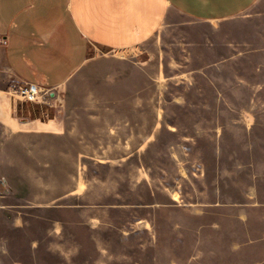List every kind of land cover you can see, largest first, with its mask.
<instances>
[{"label": "rangeland", "instance_id": "374dc122", "mask_svg": "<svg viewBox=\"0 0 264 264\" xmlns=\"http://www.w3.org/2000/svg\"><path fill=\"white\" fill-rule=\"evenodd\" d=\"M171 16L141 46L95 50L65 113L18 98L75 133L0 155V264H264V0Z\"/></svg>", "mask_w": 264, "mask_h": 264}, {"label": "crops", "instance_id": "0c3cea01", "mask_svg": "<svg viewBox=\"0 0 264 264\" xmlns=\"http://www.w3.org/2000/svg\"><path fill=\"white\" fill-rule=\"evenodd\" d=\"M258 1L0 0V39L6 41L0 44V155L11 149V140L17 154L23 152V160L30 147L70 150L75 133L65 118L32 114L9 94L13 85L34 84L50 91L53 100L63 99L65 113L71 107L66 92L96 63L95 50L141 46L166 28L173 14L198 22H225ZM30 140L33 146L25 143Z\"/></svg>", "mask_w": 264, "mask_h": 264}, {"label": "built area", "instance_id": "2783aa9c", "mask_svg": "<svg viewBox=\"0 0 264 264\" xmlns=\"http://www.w3.org/2000/svg\"><path fill=\"white\" fill-rule=\"evenodd\" d=\"M0 44H6L4 39H0ZM9 94L13 97L19 98L25 102L36 103L44 97H51V92L40 88L34 84L21 83L13 85L8 90Z\"/></svg>", "mask_w": 264, "mask_h": 264}]
</instances>
